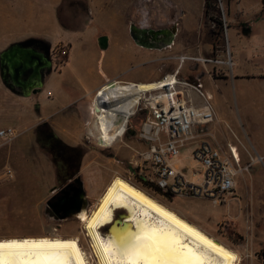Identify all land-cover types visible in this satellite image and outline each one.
Wrapping results in <instances>:
<instances>
[{
    "label": "rangeland",
    "instance_id": "rangeland-1",
    "mask_svg": "<svg viewBox=\"0 0 264 264\" xmlns=\"http://www.w3.org/2000/svg\"><path fill=\"white\" fill-rule=\"evenodd\" d=\"M169 1L174 7L173 17L165 21L152 20L149 25L154 22L153 25L170 26L172 22H175L177 29L183 22L185 14L186 20L191 19L195 23L199 21L205 29L204 38L199 42V46L204 48L202 52L210 56L215 48H218L222 51L223 60L226 62L223 65L219 64L216 75L218 81L210 87L211 92L216 95L215 99L211 98L210 101L214 110V119L206 127L199 129L200 132L204 131L201 138L222 148H225L229 142L240 145V148L244 150V154H241L243 163L252 165L247 172H243L236 178L235 197L229 198L224 204H217L202 197L163 196L149 189H143L198 225L204 232L230 247L238 255V264H264L259 255L264 251V159L262 158V162L258 160V155L264 154V59L263 62L256 64H245L244 71L249 74L246 78L237 79V66L230 67L227 64L231 53V29L228 28L226 32L217 23L225 21L227 11L225 0ZM206 2L209 16L205 13ZM2 4L3 0H0V47L24 41L29 37L40 38L44 35L50 37L54 43L59 41L58 31L51 32L46 27L48 24L42 20H23L22 18L9 20L4 15ZM131 7V20L137 24L138 18L134 4H131ZM108 12H111L110 8H107L105 16L109 14ZM107 20L109 21L104 17L102 25L99 22V27L107 26ZM113 22L117 26L121 23L117 16ZM37 30L50 34H39ZM105 31L108 30L105 29ZM29 32L30 34H27ZM197 39L199 40V36L195 32L191 41L196 43ZM180 40L181 37L176 31L173 44L167 48L152 50L139 47L138 57L123 65L124 40L120 35L118 44L107 51L102 56L103 59L94 64L93 68L81 64L83 56L89 57V50L84 54L82 52L83 45L90 46L86 44V37L73 36L70 42L72 45L70 53L69 46L62 43L52 47L56 50H60L61 47L67 49L68 59L66 62L54 61L52 68L54 82L51 86L47 84L38 96L39 102H48L50 110L42 107L40 115L44 118L49 115L57 118L58 115L55 113H49L55 111L56 107L51 100H56L55 95L60 94L58 91L65 88L74 87L76 90L78 88L82 95L91 91L86 97L91 99L97 82L104 80L99 74L101 66L109 77L124 73L121 79L125 81L156 82L175 68V58L182 55L179 52L181 51ZM250 41L259 45V49L264 51V34ZM246 45L248 46L247 55L251 57L250 43L247 42ZM259 56L264 57L261 54ZM111 61L120 64L109 66ZM232 61L236 62L235 57H232ZM195 66V63L187 62L183 66V71L180 72L182 78L193 84H197L196 76L204 70L201 65L195 70ZM88 67H91L90 71ZM64 95L71 100L80 94L65 93ZM216 100H218V106L220 103V106H217L218 109ZM15 126L21 134L16 140L5 143L0 139V238L41 236L72 238L75 236L80 239V244L91 264H96L83 231V224L77 216H71L64 221L45 219L44 205L49 196V188L55 182V165L50 157L43 153L36 136L32 134L29 119L25 118L22 122H17ZM76 133V128H73L71 124H65L62 129H58L56 136L60 137L66 145L73 146L78 143ZM95 134L93 133V137L89 140L80 141L75 145L83 150L79 173L88 201V212L93 209L98 197L115 176L123 177L142 188L132 173L136 151L141 150L142 147L137 140L124 139L111 147L103 148L97 144ZM257 139L263 146V151L257 150ZM193 147L194 145H189L182 149L177 157V165L189 181L200 183L203 169L192 158ZM8 171L11 175L7 174ZM194 174L197 177H193ZM101 232L103 233V229Z\"/></svg>",
    "mask_w": 264,
    "mask_h": 264
},
{
    "label": "crops",
    "instance_id": "crops-1",
    "mask_svg": "<svg viewBox=\"0 0 264 264\" xmlns=\"http://www.w3.org/2000/svg\"><path fill=\"white\" fill-rule=\"evenodd\" d=\"M136 1L137 0H3L2 9L4 15L9 18V20H14L15 18H22L23 20L38 19L44 21L45 24H48L46 27L47 29L51 30V32L55 31L56 33L58 31L57 38L59 41L57 43H54L50 39V37H47L45 35L40 38L29 37V39L26 40H37L50 45V48L62 43L69 46L70 53V50H72V45L70 42L73 40V36L81 35L86 37V44H89L90 46L83 45L82 52L84 54L85 51L87 52V50H89V57L83 56L81 64L92 66L93 68L94 64L103 59L102 56H104L107 51L118 44V36L120 35L124 40V54L122 60L123 65L130 63L132 60L138 57L139 46L131 36L132 26L130 23L132 10L131 4H134ZM225 3L227 12L225 21H223V28L226 32L228 28H230L232 37L230 49L231 53L229 58L231 62L230 67L237 66V79L246 78L249 73L244 71L245 64H256L259 62H263L264 59L263 56H259L260 54L264 55V51L259 49V45L254 44V42L250 41L251 39L264 34V0H225ZM123 4L127 5L123 6ZM107 8H110L111 12H108L109 14L105 16ZM116 16L118 17V19H120L121 22L118 24V26L113 22ZM104 17L105 19H109V21L107 20V26L100 28L99 26L102 25V20L104 19ZM185 18L186 16L184 14L183 22H181L180 27L176 29L177 33L181 37L179 43L181 45V51L179 52L182 55L201 56L204 58L218 59L224 62L222 51L218 50V48H215L212 55L210 56L202 52L204 48L203 46H199V42L204 38L203 32L205 29L202 27L203 25L199 21L195 23L194 21H191V19L186 20L187 18ZM71 20L79 21L71 22ZM105 29H107L108 31H105ZM37 32L39 34H50L49 32L46 33L38 30ZM195 32L198 33L199 36V40L197 39L196 43L191 41L193 33ZM27 34H30V32ZM102 35H106L108 37V48L104 51H101L97 45V38ZM19 42L23 41H18L15 43ZM247 42L250 43L251 57L247 55ZM6 45H2L0 47V54L3 51L7 50L12 45V43L10 45ZM232 57H235L236 62L232 61ZM67 59L68 57L66 56L64 58V62H66ZM119 64V62L111 61L109 66H119ZM176 65H174V67ZM195 65V70L199 69V65L204 68V70H202V72H200L196 76L197 84H200L203 92L211 96V98L214 100L216 95L211 92L210 87L212 86V84H216V82L218 81L216 79V75L217 71H219L220 65L211 63H195ZM101 67L99 69V74L103 77L104 80H99L97 82L96 86L93 88L95 92L91 96V99L86 98L91 91L87 92L85 95H82L79 89L77 88L76 90L74 89V87H69L62 89V91H58V93L60 94L55 95L56 100H51V102H53L56 106L55 111L49 112L50 114L55 113V115H58L57 118H53V115H49L45 118L42 117L40 115V109L43 107L50 110V106L48 102H39L38 100L39 94L43 92L47 84L51 86L54 82V78L52 77V70L49 72V74L46 75L44 84L42 85L39 94H29L30 91L32 92L31 89L33 87L25 90L24 93L13 92L4 85L0 78V129L6 127L13 128L16 132V137L11 141L13 142L21 135L20 132L17 131L15 124L17 122H22L23 119L26 118V120L29 119V122L31 123L30 129L33 132L32 134L36 136V139V128L42 123H45L50 127L55 135L58 132V129L63 128V125L71 124L73 128L77 129V133L75 136L78 138V143H76L75 145L79 144L80 141L89 140L93 136L91 135V126L87 122L89 120L90 123L91 120V116L88 115V105L96 92L100 88L111 82H141L122 80L121 76L124 73L114 74L111 77L106 76ZM90 68L91 67H88V71H90ZM182 69L181 71H183ZM65 93H79L80 95H77L73 99L69 100L68 97L64 95ZM75 106H81V108L83 109L80 115L75 110ZM217 106L218 100H216V108L218 109L220 103L219 106ZM33 115L35 116L34 118ZM88 133L90 135H88ZM60 140L62 139L60 138ZM238 147L240 155L244 154V150H242V147L240 148V145H238ZM256 147L257 150L263 151V146L259 143L258 139ZM258 157L264 159V154L262 156L258 155ZM187 220L192 223V221H190L189 219ZM192 224L196 225L195 223Z\"/></svg>",
    "mask_w": 264,
    "mask_h": 264
},
{
    "label": "built area",
    "instance_id": "built-area-1",
    "mask_svg": "<svg viewBox=\"0 0 264 264\" xmlns=\"http://www.w3.org/2000/svg\"><path fill=\"white\" fill-rule=\"evenodd\" d=\"M134 7L140 28H147L152 20H167L174 10L169 0H137ZM59 49H53L59 58L67 55V49ZM175 60V68L156 80L157 88L141 91L137 101L127 112L120 109V105L127 99L117 104L119 107L110 117L108 130H115L116 133L120 129L123 131L111 144L135 138L142 147L136 151L134 167L165 196L202 197L224 204L229 198L235 197L236 178L247 172L252 164L243 163L236 144L229 142L222 148L201 138L204 131L200 132L199 129L206 127L214 119L211 96L202 92L200 84H193L182 78L180 72L187 61L201 64L226 62L187 55H179ZM227 64L231 65L230 60ZM119 83L121 82L116 81L103 86L92 98L91 120L88 123L91 135L96 133L94 125L100 130L99 119L106 114L110 103H117L116 97L111 98L113 101H108L106 91L112 87L109 90L111 93L115 90L114 85ZM121 84L137 87L138 83ZM103 103L108 106H102ZM95 106L100 108L98 112H95ZM15 137L13 128L0 129V139L3 142H11ZM189 145H194L192 158L203 169L200 183L189 181L177 165V157ZM258 160L262 162L261 157ZM7 174L11 175V172L8 171ZM193 177H197L196 174Z\"/></svg>",
    "mask_w": 264,
    "mask_h": 264
},
{
    "label": "bare ground",
    "instance_id": "bare-ground-1",
    "mask_svg": "<svg viewBox=\"0 0 264 264\" xmlns=\"http://www.w3.org/2000/svg\"><path fill=\"white\" fill-rule=\"evenodd\" d=\"M120 84H115L111 93L112 87L106 91L108 101L116 97L117 103H110L106 114L100 117V130L94 125L95 137L105 148L111 147L113 139L123 131L108 130L110 117L119 107L117 104L127 99L120 105L125 113L141 91L157 88V81L138 83L137 87ZM120 209L125 211L124 221L128 226L111 235L102 234L101 230L112 224ZM77 218L83 224L96 264H238V255L230 247L120 176L110 180L89 213L82 211ZM182 225H187L192 232ZM11 241L19 242V246L0 249V264H91L80 239L75 236L0 238V243Z\"/></svg>",
    "mask_w": 264,
    "mask_h": 264
},
{
    "label": "flooded vegetation",
    "instance_id": "flooded-vegetation-1",
    "mask_svg": "<svg viewBox=\"0 0 264 264\" xmlns=\"http://www.w3.org/2000/svg\"><path fill=\"white\" fill-rule=\"evenodd\" d=\"M78 22L79 20H71V22ZM131 36L140 48H147L152 50H161L173 44L175 33V22L169 25H158L151 23L147 28H140L135 21L131 20ZM19 49L33 50L42 57L45 66L39 67L37 70L35 62L31 67L12 66V63L7 59L2 62L0 56V70L5 76V86L17 93H24L25 90L33 87L29 94H39L41 87L44 84L46 75L53 68L54 61H64L47 45L37 40H25L19 42ZM50 64V65H49ZM49 65V66H48ZM38 86V87H36ZM34 91V92H33ZM75 110L81 114L83 109L81 106H75ZM88 115L91 116V101L88 105ZM89 123V120L87 121ZM37 141L43 150V153L50 157V160L55 165V182L49 188L50 207L59 210L58 216L63 213L61 199L74 195L75 190L79 187V180L81 175L79 173L80 162L83 156V150L79 146H69L59 140L52 132L50 127L42 123L36 128ZM45 201V202H46Z\"/></svg>",
    "mask_w": 264,
    "mask_h": 264
},
{
    "label": "water",
    "instance_id": "water-1",
    "mask_svg": "<svg viewBox=\"0 0 264 264\" xmlns=\"http://www.w3.org/2000/svg\"><path fill=\"white\" fill-rule=\"evenodd\" d=\"M97 45L101 51L106 50L108 48V37L106 35L99 36L97 38ZM0 56L2 62L4 61V59H7L12 63V66L16 68L31 67L35 62L37 63V66L35 67L36 70L41 66H45V64L43 63L44 61H42L41 55L34 52L33 50L19 49L18 43L12 44L7 50L3 51ZM0 78L5 84V76L2 70H0ZM101 105L108 106L107 103H103ZM99 109L100 108L98 106H95L94 108L95 112H98ZM96 142L99 146L105 147V145L102 143V141H99V139H96ZM78 180L79 187L75 190L74 195L71 197L66 196L59 202L61 206H63L62 209H64L60 217L58 216L59 210L52 209L50 207L49 200L45 202L43 215L47 221H64L71 216H78V214L82 211L89 213L88 201L86 199V194L83 188V182L80 179ZM119 211L120 213L116 214V218L113 220L112 224L103 228L102 234L111 235L124 230L128 226L127 222L124 221L125 211L123 209H120Z\"/></svg>",
    "mask_w": 264,
    "mask_h": 264
},
{
    "label": "trees",
    "instance_id": "trees-1",
    "mask_svg": "<svg viewBox=\"0 0 264 264\" xmlns=\"http://www.w3.org/2000/svg\"><path fill=\"white\" fill-rule=\"evenodd\" d=\"M205 13L207 16H209V10H208V3H205ZM227 12V11H226ZM226 16V15H225ZM221 27H223V22H217ZM132 132H134V130H132ZM132 173L133 176L136 178L137 182H139L142 186V188L144 189H149L157 194L160 195H164V193H162L154 183L149 182L143 175L139 174L138 169L137 168H132ZM260 258L262 260V262L264 263V251L260 252Z\"/></svg>",
    "mask_w": 264,
    "mask_h": 264
},
{
    "label": "snow or ice",
    "instance_id": "snow-or-ice-1",
    "mask_svg": "<svg viewBox=\"0 0 264 264\" xmlns=\"http://www.w3.org/2000/svg\"><path fill=\"white\" fill-rule=\"evenodd\" d=\"M164 215H168V214L167 213H164ZM173 219H175V218L173 217ZM176 223L177 224H180V221L179 220H176ZM182 227H185V228H187V230L189 232H192V229L191 228H188L187 225H182ZM201 239H203V237H201ZM23 243L24 244H27V241H24ZM70 243L71 242H68V244H70ZM17 246H19V242H17V241H11L8 244L0 243V249L5 248V247H17ZM37 246H39V245H37Z\"/></svg>",
    "mask_w": 264,
    "mask_h": 264
}]
</instances>
